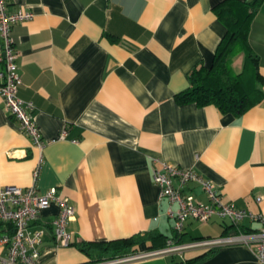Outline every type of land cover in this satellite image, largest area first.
I'll list each match as a JSON object with an SVG mask.
<instances>
[{"label":"crops","instance_id":"crops-1","mask_svg":"<svg viewBox=\"0 0 264 264\" xmlns=\"http://www.w3.org/2000/svg\"><path fill=\"white\" fill-rule=\"evenodd\" d=\"M221 0H6L8 11L26 9L30 20L12 26L21 77L19 96L34 104L44 141L32 143L0 97V189L56 186L75 208L68 222L74 239L56 244L52 203L31 229L45 227L43 264L108 260L98 243L138 236L131 254L235 231L226 219H189L176 237L159 198L154 168L169 162L209 180L224 202L264 216V95L241 115L215 105L179 103L189 73L209 66L225 26L213 11ZM248 41L258 57L264 92V0L251 22ZM2 40L0 38V55ZM245 54L232 68L240 72ZM3 63L0 60V69ZM63 131H65L63 135ZM184 191L202 201L197 181ZM260 198V200H258ZM241 227H260L244 218ZM7 232L0 224V235ZM128 254V255H131ZM0 255L6 247L0 245ZM126 256V255H125ZM115 264H261L244 244L212 250L152 254Z\"/></svg>","mask_w":264,"mask_h":264},{"label":"built area","instance_id":"built-area-1","mask_svg":"<svg viewBox=\"0 0 264 264\" xmlns=\"http://www.w3.org/2000/svg\"><path fill=\"white\" fill-rule=\"evenodd\" d=\"M32 17L33 13L26 9L8 11L6 0H0V60L3 63V68L0 69V97L7 112L19 122L20 128L30 137L32 143L42 147L44 141L33 117L34 104L21 98L18 93L21 77L17 71V51L12 36V26L15 23L30 20ZM64 133L65 131L63 135ZM39 168L37 164L33 170L31 185H6L0 189V224L7 228V232L0 235V245L6 247V255H0V264H43L40 261L39 246L46 230L42 226L31 229V224L52 203L56 204L57 211L49 224L56 244L67 246L73 242L74 235L68 229V222L75 217V208L68 197L59 195L56 186L44 192L37 189ZM152 179L159 187V198L165 197L168 201L166 215L173 220L176 237L183 233L185 222L189 219L201 223L208 222L213 217L226 219L235 231L186 242L169 238L165 246L158 249L82 264H115L131 258L174 252L182 256L186 250L209 251L232 244L246 245L257 260L264 264V216L239 208L233 202H224L213 184L193 169H183L169 162H162L161 167L153 169ZM191 181L201 184L208 196V202H202L193 194L184 191V187ZM244 218L260 221L261 225L253 230L245 229L240 225Z\"/></svg>","mask_w":264,"mask_h":264},{"label":"trees","instance_id":"trees-1","mask_svg":"<svg viewBox=\"0 0 264 264\" xmlns=\"http://www.w3.org/2000/svg\"><path fill=\"white\" fill-rule=\"evenodd\" d=\"M262 0H221L213 11L225 26V33L215 49L209 66H199L189 73L190 86L175 94L179 103L215 105L222 113L237 116L259 101L264 92L258 86L262 76L258 71V57L252 50L248 35L254 14ZM240 51L245 63L240 72L232 68L233 57ZM138 236L105 242H83L79 247L88 251L97 246L106 258L125 256L134 252Z\"/></svg>","mask_w":264,"mask_h":264}]
</instances>
